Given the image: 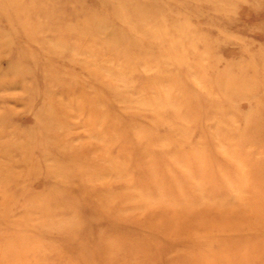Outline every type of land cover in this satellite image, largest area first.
I'll list each match as a JSON object with an SVG mask.
<instances>
[{"label": "rangeland", "instance_id": "obj_1", "mask_svg": "<svg viewBox=\"0 0 264 264\" xmlns=\"http://www.w3.org/2000/svg\"><path fill=\"white\" fill-rule=\"evenodd\" d=\"M0 264H264V0H0Z\"/></svg>", "mask_w": 264, "mask_h": 264}, {"label": "bare ground", "instance_id": "obj_2", "mask_svg": "<svg viewBox=\"0 0 264 264\" xmlns=\"http://www.w3.org/2000/svg\"><path fill=\"white\" fill-rule=\"evenodd\" d=\"M28 57V56H27ZM244 238V236H242Z\"/></svg>", "mask_w": 264, "mask_h": 264}]
</instances>
